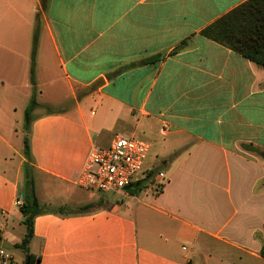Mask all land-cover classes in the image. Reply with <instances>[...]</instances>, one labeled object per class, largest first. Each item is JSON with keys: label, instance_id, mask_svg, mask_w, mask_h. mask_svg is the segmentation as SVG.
<instances>
[{"label": "crops", "instance_id": "obj_1", "mask_svg": "<svg viewBox=\"0 0 264 264\" xmlns=\"http://www.w3.org/2000/svg\"><path fill=\"white\" fill-rule=\"evenodd\" d=\"M244 1L0 0V264L25 136L48 205L37 264L264 263V65L201 33ZM118 133L154 146L152 167L121 193L77 186Z\"/></svg>", "mask_w": 264, "mask_h": 264}, {"label": "trees", "instance_id": "obj_2", "mask_svg": "<svg viewBox=\"0 0 264 264\" xmlns=\"http://www.w3.org/2000/svg\"><path fill=\"white\" fill-rule=\"evenodd\" d=\"M202 35L209 37L259 65H264V0H246L222 15L212 24L201 31ZM37 43V32L34 33L32 42V65ZM31 80L33 82V68L31 67ZM38 103L35 91L32 92L28 106L24 111V128L29 130L32 119V111ZM24 155L27 162L24 164L23 204L19 207L22 214V223L25 225V234L21 241L14 245L24 251L22 264H37L39 256L29 252L28 243L33 236V220L40 213L45 212L37 199L32 167L29 164L30 153L28 137L23 139ZM86 207V206H85ZM260 256L264 258V242L261 244Z\"/></svg>", "mask_w": 264, "mask_h": 264}, {"label": "built area", "instance_id": "obj_3", "mask_svg": "<svg viewBox=\"0 0 264 264\" xmlns=\"http://www.w3.org/2000/svg\"><path fill=\"white\" fill-rule=\"evenodd\" d=\"M148 151L147 140L115 134L107 148L93 146L88 151L75 183L91 192L121 193L136 180ZM14 204L20 207L23 196L19 195Z\"/></svg>", "mask_w": 264, "mask_h": 264}, {"label": "rangeland", "instance_id": "obj_4", "mask_svg": "<svg viewBox=\"0 0 264 264\" xmlns=\"http://www.w3.org/2000/svg\"><path fill=\"white\" fill-rule=\"evenodd\" d=\"M154 150H155L154 149V146H152L151 149H150V151H149V153H148V155H147V158H146V160L144 162V166H143V170L144 171H146V170L148 171V169H149L148 167H152L153 163L156 161ZM143 175H144V173L141 174V176H143ZM143 195H144V191H142V193H141V196H143ZM42 207L44 209H48V208H46V207H48V205L47 206L43 205ZM10 225L11 226L13 225V227H14V230L12 231V235L14 237L12 235H11V238L10 237H7V239L3 243V247H4L5 251H7V252H11L12 251V252L15 253V255H16V258L15 259H16V261H14L12 264H18L20 262V260H21V256L23 255V252L19 248H14L12 246V244H11V240L12 239L13 240L14 239L15 240L16 239L19 240L23 236L24 231H25V228H24V225L23 224H20L19 225L17 218H15V221H14L13 224H12V221H10L9 226ZM8 230L11 231V229H8ZM249 264H264V263H263V261L261 262V261H256V260L255 261H252L251 260V262Z\"/></svg>", "mask_w": 264, "mask_h": 264}, {"label": "water", "instance_id": "obj_5", "mask_svg": "<svg viewBox=\"0 0 264 264\" xmlns=\"http://www.w3.org/2000/svg\"><path fill=\"white\" fill-rule=\"evenodd\" d=\"M264 156V155H263ZM21 194L23 195V193L21 192Z\"/></svg>", "mask_w": 264, "mask_h": 264}]
</instances>
